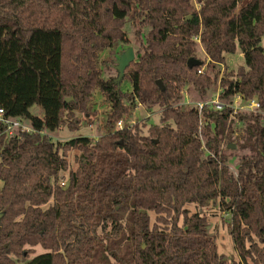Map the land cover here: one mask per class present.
Returning <instances> with one entry per match:
<instances>
[{"label": "trees", "instance_id": "1", "mask_svg": "<svg viewBox=\"0 0 264 264\" xmlns=\"http://www.w3.org/2000/svg\"><path fill=\"white\" fill-rule=\"evenodd\" d=\"M126 25L137 48L117 80ZM237 48L244 65L222 73L219 99L256 97L259 110L183 104L182 91L208 99L214 64ZM96 92L103 133L53 141ZM139 104L161 108L146 133L126 123ZM0 108L44 132L0 134V264H264V0H0ZM209 204L228 216L238 259L186 207Z\"/></svg>", "mask_w": 264, "mask_h": 264}, {"label": "rangeland", "instance_id": "2", "mask_svg": "<svg viewBox=\"0 0 264 264\" xmlns=\"http://www.w3.org/2000/svg\"><path fill=\"white\" fill-rule=\"evenodd\" d=\"M125 29L128 32V36L131 38V47L133 48L134 52L137 48V43L135 38L132 36L130 31V27L128 25L125 26ZM129 45L123 44L118 47V50L124 51ZM200 50V49H199ZM199 52V57L202 54V49ZM106 55L105 53H101V58H104ZM205 60V63L201 66L202 72L205 71L206 65L208 62L210 63L209 59L206 56L202 57ZM216 70H219L218 81L216 86L210 90L206 96V98H211L215 95V93L219 90L220 84L219 79L224 71L235 70L238 66L244 65L243 55L240 50L237 48L233 53H226L224 54V61L222 63H215ZM122 89L128 90L129 85L127 83H123L121 85ZM193 91H182V98L186 106H190V103L198 101L199 99L193 96ZM94 108L90 112L89 115H84L82 113L76 112V117L78 118V126L77 129L70 130L67 127H63L59 130H56L52 134L53 141H65L71 137L75 136H88L91 139H96L98 135L102 134L104 131L102 122L104 119V114L108 108V103L101 97L99 93H95L94 96ZM31 111L37 114H42L41 109H37L35 107L31 108ZM246 111V110H243ZM161 112V108L158 105L152 106L150 110H147L144 105H137L133 110L131 117L128 118V123H138L141 126L142 132L146 133L148 127L153 124L159 123V115ZM247 112V111H246ZM126 122V123H127ZM230 148H233L234 145H230ZM78 155L77 151H69L66 154V159L69 163V169H75L77 167L76 156ZM230 170L234 173L235 170L230 167ZM68 170L60 172V176H63L66 179ZM190 212L200 210L207 219L208 223V232L212 235L215 239L216 249L219 254H221L227 260L230 259H238L236 253L233 249L232 238L229 233L228 228V216L221 211L216 204H209L206 207L199 209L196 205H188L186 206ZM151 222L154 221V214L149 212ZM44 252V249L40 246H35L32 249V252L29 253L28 257H32L35 254H39Z\"/></svg>", "mask_w": 264, "mask_h": 264}, {"label": "built area", "instance_id": "3", "mask_svg": "<svg viewBox=\"0 0 264 264\" xmlns=\"http://www.w3.org/2000/svg\"><path fill=\"white\" fill-rule=\"evenodd\" d=\"M193 40L200 45L199 36H195ZM198 73L202 72V69L199 68L197 70ZM221 92V88L215 93V95L211 98H208L203 101H195L190 103L193 106H196L198 115H200L203 108L213 109V110H221L225 106L231 109L232 115L239 111L246 110L247 112L250 111H258L260 108V103L256 97L252 98H245L242 94L236 93L232 96V100L229 103H223L219 99V94ZM184 104V103H183ZM133 123H128L127 125H131ZM0 134L4 135V141H6L9 137L17 134V133H39L44 134L42 130L37 131L31 125L26 123L22 118H10L5 115L2 108H0ZM124 126V122L119 120L116 122L115 129H121ZM198 134L200 135V130H198ZM51 139L52 136H49ZM59 184L61 186L65 185V180L63 178L60 179Z\"/></svg>", "mask_w": 264, "mask_h": 264}, {"label": "water", "instance_id": "4", "mask_svg": "<svg viewBox=\"0 0 264 264\" xmlns=\"http://www.w3.org/2000/svg\"><path fill=\"white\" fill-rule=\"evenodd\" d=\"M134 59V53L132 47H127L124 51H122L115 60V69L118 72L117 80L122 78L125 67ZM199 61L189 58L187 60V65L191 67L192 65L198 64ZM157 84L161 86V81L157 80ZM70 98H66L65 101H69Z\"/></svg>", "mask_w": 264, "mask_h": 264}]
</instances>
